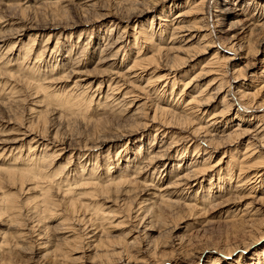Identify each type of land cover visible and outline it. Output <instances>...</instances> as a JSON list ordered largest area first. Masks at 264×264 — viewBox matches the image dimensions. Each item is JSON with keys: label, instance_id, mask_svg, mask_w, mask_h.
Listing matches in <instances>:
<instances>
[{"label": "bare ground", "instance_id": "1", "mask_svg": "<svg viewBox=\"0 0 264 264\" xmlns=\"http://www.w3.org/2000/svg\"><path fill=\"white\" fill-rule=\"evenodd\" d=\"M0 1L5 2L3 11L8 13L0 15V44L10 40L14 45L21 43L26 34L39 38L44 35H38L39 29L49 33L43 46L36 50L33 44L26 43L24 51L20 49L23 45H20L19 50L23 53L17 57L23 66L34 48L26 61L29 73L26 72L31 77L37 72L39 79H50L48 81L52 84L64 77L73 79L70 90H61L71 92L65 104L80 107L104 105L111 108L116 122L125 124H118V130H113L115 126L106 128L101 127L98 120L92 122V138L73 148L56 132L50 135L47 125L51 124L46 118L51 110L37 99L38 94L30 82L20 80L28 93L26 96L32 101L27 106L26 122L14 109L11 110L18 102L10 104L11 109L1 104L11 113L6 124H16L18 128L13 133L0 135V158L6 152L11 157L0 164V193L4 187H15L22 195L32 193L37 197L29 195L33 200L20 204L16 196H0V226L3 227L0 228V264H13L14 259L10 258L17 256L21 245L23 248L35 245L39 250L50 244L52 236L54 238L58 231L64 234L60 236L61 241L56 237L58 244H51L54 249H46L43 259L49 258V264H74L78 258H73V252L78 244L73 240H78L79 236L74 233L75 223L95 227L92 237L98 234L94 232L97 227L98 230L102 228L100 236L97 235V244L94 243V259L118 256L125 258V264L205 263L204 253L209 249L204 247L195 256L193 252L192 256L183 254L187 249H184V239L173 241L168 252L159 249L156 243H153L155 246L148 243L135 254L130 250L132 242L124 239L115 243L109 240L102 242V235L107 230L105 225L123 211L130 212L133 204L132 218L139 224L150 216L155 225H160V215L153 212L157 205L200 213L212 203L223 205L251 200L228 213V222L240 227L238 231L241 230L242 237L248 235L252 243L264 236V209L258 203H264V57L257 59L259 47L264 49V0L172 2L173 5L161 8L158 15H152L149 21L140 25H136L138 19L161 5L163 7L169 0H45L44 4L41 2L42 5L36 7L21 6L20 2L30 4L41 0ZM67 7L74 9L79 17L72 24H67L70 18L65 17L69 11ZM28 10L49 11V19L41 25L32 23L31 18L27 20L24 15ZM95 10L98 14L85 20V15ZM173 11L175 13L171 15ZM153 19L156 29H153ZM107 20L110 22L103 33L98 29L92 32L94 23ZM133 22L134 26L130 28ZM62 23L64 26H61ZM79 28L78 41L73 43L72 30ZM4 29L7 32H3ZM55 33L58 38L50 46L49 40ZM260 35L257 45L252 46L251 37ZM95 40L100 42L94 44ZM29 42L35 40L29 38ZM211 50L213 52L192 76L186 77V72L181 73ZM4 54L0 55V64ZM32 56H42V73L34 70L39 63L32 62ZM8 62L3 65L7 66ZM178 73L180 77H177ZM229 77L232 83H229ZM203 81L205 85L195 91L196 85ZM96 83L98 85L94 88ZM174 89L179 91L174 94L176 98L171 103L167 97L173 95ZM184 93L190 95L182 98ZM95 94L96 101L92 99ZM159 95L163 97L159 98ZM157 97L165 106L153 102ZM216 101L217 105H213ZM234 123L237 124L229 126ZM147 130H153L154 134L144 139L143 133ZM112 142L122 146L111 149L112 154L108 147L106 155H94ZM240 144L244 147L243 153L236 148ZM65 158L74 160L71 162ZM59 159L61 163L66 162L69 173L61 181H57V176L62 173L63 165L60 162L58 165L51 164ZM97 164H100L98 168ZM137 196L148 198L134 202ZM97 201L102 204H96ZM92 202H95L97 210L107 207L103 208L104 211L98 210L97 215L94 212L93 216L91 211L87 212ZM115 204L119 205L120 211L112 210ZM48 218L55 220L54 225L47 224ZM123 223L124 216L121 215V222L117 225ZM148 225L144 230H154L150 223ZM43 238L49 239L43 243ZM184 238L187 239L186 236ZM228 244L223 247L224 250L213 251L214 259L206 264H264V247L247 262L225 260L233 257L232 252L237 249L236 243L233 246ZM176 250L181 252L175 253ZM145 252L148 255L144 260L140 257ZM81 259L82 256L79 257Z\"/></svg>", "mask_w": 264, "mask_h": 264}, {"label": "rangeland", "instance_id": "2", "mask_svg": "<svg viewBox=\"0 0 264 264\" xmlns=\"http://www.w3.org/2000/svg\"><path fill=\"white\" fill-rule=\"evenodd\" d=\"M37 1H39V0H37ZM43 1H45V0H41V1L37 2V3H33L34 2L33 1V2H30V4H25L24 1H21L20 3L22 5L21 4L20 5L21 6H29V7L30 6L31 7H36V6H40V5L44 4ZM185 1L186 0H169L166 5H163V7L161 5L160 8H156L151 13H147L143 18L138 19L139 23H136V25H140V23L142 24V23H145L146 21H149L150 17L152 15L156 16V15L159 14V11L161 10V8L164 9L169 4L173 5V4H171L172 2H176V4H184ZM41 2H42V4H41ZM49 2H51V0H49ZM4 3H5L4 1H0V15L1 14L8 15L7 12L3 11L4 10V7H3ZM1 8H3V9H1ZM68 8H69V11L67 10ZM67 9H65V10L68 11V13H67V15L65 17H70L68 19L69 22L67 23L65 20H63V21H64V23L72 24L73 22H76L77 18H79V17L76 16V13L74 12V9H71L70 7H67ZM12 12H14V11H12ZM95 12H96V10L93 11V12L90 11L89 13L87 12L88 14H86L85 17H84L85 20H89V19L95 17L98 14L97 12L96 13ZM174 13H175V11H173V13L171 15H173ZM15 14H18V13L15 12ZM49 14H50L49 11L48 12L47 11H37V12L35 11L34 12L33 10H28L24 15L26 17H28V19L26 18L27 20H30V18H31L30 21L32 23H35V24L37 23V24L41 25V24H43L46 21V19H49ZM14 17L17 18L18 16L14 15ZM84 18H82V20ZM82 22H86V21H82ZM109 22L110 21L107 20V21H103V22L94 23L93 25L95 26L94 27L95 29L93 28L92 32H94L95 30L98 29V30H101L102 33H103L105 28L109 25ZM154 22H156V21L153 19V29H156L157 26L154 25L155 24ZM64 23H62L63 25L61 24V26H64ZM12 24H14V22H12ZM133 26H134V22L131 23L129 27L133 28ZM80 30H81V28H79L78 30H74V31L72 30L71 34H73V35L71 37L72 38L71 42H72V40H73V43L74 42L76 43L78 41V34L81 33ZM3 32H7V30L4 29ZM39 33H44V35L38 38L34 34H26V35H24L21 43H15V45H14L13 44L14 43L13 40H10V41H5L4 43L0 44V47H1L0 48V55L5 53L4 54L5 58H2L4 60L3 61L1 60V64H0V73H1L0 74V135L13 133L18 128L16 124L15 125L6 124L7 123L6 121L10 120V118H11L10 117L11 113L8 112L6 108L9 107L11 109L13 107L11 110L13 111V109H14V111H16L18 113V115L21 118V120L24 119L23 120L24 122H26L28 120V113H29L28 112V109H29L28 107L30 106V102L32 100H31V98H28V96H26L28 93L25 91L24 86L20 82V80L24 81L25 83H28V84L30 82L31 86L36 90V93L38 94L37 96L39 98H37V99L42 102L43 106H45V107L48 106L47 107L48 110H51V111H49V114L47 115L48 117L46 118L47 119V123L51 124V125H47V127H49L48 131L50 132V135L54 134L56 132L60 139H64L65 138V141L66 142L68 141L67 143L73 148L74 147H78V146L80 147L81 145H83L85 143V141H88V140H90L92 138L91 136H92L93 131H94L93 127H92V122L95 123L98 120L97 123H99V125L101 127H106V128H108V127L109 128L110 127L113 128L115 126L113 130H115V129L118 130L117 129V128H119V127H117L118 124H119L118 126H124L125 124H121L120 121L116 122L117 119L115 117H113L111 112H110L111 108L105 107L104 105L96 106L94 104H90V106L82 105V107H80L81 105H77V106H72L71 105L70 106V104H68V103L65 104L64 102H65L66 98L69 101L68 96H69V92L70 91L69 92H67V91L71 89L72 84H73V82H72L73 79L64 77V78H61L58 83L53 82V84H52V83H50L48 81L50 79H46V78L45 79L44 78L43 79L42 78L39 79V77L37 75V72L34 73L35 74L34 77H31V74H28L29 73V69H27L26 61L31 57V54L34 52V48L36 50V48H38L40 46H43V43H44L43 41L45 40V37L49 34L48 32H44L43 29H39L38 30V35H39ZM69 36H70V34H68L67 38ZM29 38L35 40V42H33V43L31 42L30 43L29 42ZM57 38H58V35L55 33V36H52L51 39L49 40V43H51L50 46H52L54 44V42H55V40ZM260 39H261V35L260 36L251 37L250 40L252 41V46H253V44H254V46L257 45V42ZM98 41L100 42V40H97V41L95 40L94 44H96ZM60 42L63 43V41H60ZM26 43L28 45L33 44L34 48L29 53L30 57L26 58L25 64L23 66V62L20 61V59H18L17 55L20 54V53H23L22 51L20 52L19 48L23 45L20 49L24 51V49H26V47H27ZM28 48H30V47L28 46ZM260 49L261 48L259 47V53L257 54V59H260V58L264 57V49H261V50ZM8 52L9 53L11 52V53L9 54ZM212 52L213 51L211 50L210 52H208L209 54L207 53L206 55H202L196 63H194L191 66L185 67V69H183L181 71V73H185L186 72V75H187L186 77L192 76L193 73L200 68V65L202 63H204V61H206V59L210 56V53H212ZM19 57H21V55ZM32 59H33L32 62L36 61V62L39 63V64L36 65V67L37 66L38 67L37 68L35 67L34 70L39 71L40 73H42L43 68L40 67V66H42V64L40 63L41 59H43L42 56H39V57L38 56L37 57H33L32 56ZM5 62H8L7 66L3 65V63H5ZM20 64H21V66H20ZM1 65H3V67ZM4 67H5L6 71H5ZM9 70H11V71H9ZM26 70H27L28 73L26 72ZM180 75L181 74L178 73L177 77H180ZM16 79H18L19 82ZM105 79H103V80H105ZM99 80H101V78ZM229 81H230L229 83H232V78L231 77H229ZM48 82H49V84H48ZM205 83H206L205 81L199 82L196 85V87L194 88V90L196 91V89H198L199 87L204 86ZM245 83H248V81H246ZM12 85H14V86H12ZM96 85H98V83H96L94 85V88L96 87ZM59 86H60V88H59ZM14 88H15V90H14ZM63 89H67V91L66 92H61V90H63ZM93 90H95V89H93ZM104 90H105V88H104ZM178 91L179 90L174 89L173 95L170 98L168 96L167 100H169V102H171V103L173 101H175L176 96H174V94H177ZM1 92H3V93H1ZM169 92L170 91H168L167 93H169ZM192 92H194V91H192ZM56 94H57V96H56ZM86 95H89V93L86 94ZM86 95H84V96H86ZM166 95H165V98H166ZM188 95H190V93H184L182 98H186ZM161 97H163V96L159 95V98H161ZM165 98H162V99L165 100ZM6 99H8V100H6ZM92 99H94L96 101L97 100V94H95L92 97ZM20 100L21 101L24 100L23 101L24 103L21 102ZM15 101L18 102V103L17 104L14 103ZM153 102H155L157 105L165 106L164 103H160V100L158 99V97L155 98L153 100ZM155 103H153V104H155ZM217 103H218V101L213 103V105H217ZM1 104L6 105V108H4L3 105L1 106ZM7 104H9V106ZM10 104H11V106H12V104L13 105L16 104V105L10 107ZM2 111L8 112L9 114H7L5 112H2ZM113 112H115V111L113 110ZM50 115H52V116H50ZM110 120H112V122ZM87 121H89V122H87ZM107 121H108V124H107ZM88 123H90V125ZM110 124H111V126H110ZM236 124L237 123H234V124H231L229 126H235ZM1 132H2V134H1ZM153 134H154L153 130H147V131H145L143 133V136H144L143 138L146 139L150 135L152 136ZM120 145L122 146V144H120ZM120 145L117 142L116 143L112 142L110 144H107V145L103 146L100 149V151L97 150L96 152H94V155H97V154L98 155L99 154L100 155H106L107 154L106 151L108 150V147L111 150V149H114V147H117V146H120ZM8 147L9 146H6V148H8ZM236 148H238V150H239L238 152L243 153V149H244L243 145L240 144ZM7 153H9V152H6L3 155H1L0 164L6 163V161L11 158V157L8 156ZM15 153L16 152H12V154H15ZM112 153H113V151L111 150V154ZM0 154H1V150H0ZM189 154L191 155V153H189ZM67 158H69V155H68ZM65 160H68V161L71 160V162H73L74 159L72 160V159H66L65 158ZM59 162L61 163L60 159L57 160V161L51 162V164L58 165ZM60 165L61 166L63 165L62 166L63 167L62 168L63 171L61 170L62 173L58 174L59 176H57V181H61V179L63 180V179H65L66 176H69V173L66 171L68 169V167H65L66 166V162H64V163L62 162ZM99 165L100 164H97V168H98ZM65 183H67V182L65 181ZM205 186H206V183H205ZM5 189H7V190H5ZM1 191H2V194L0 193V196L2 195L3 198H7V197L9 198L10 196H11L10 198H13V196L14 197L16 196V197H18L17 200H20L19 201L20 204H23L24 202L28 203L32 199V198H30L31 195L33 196V198L35 196V199L37 197L36 196L37 194L33 195L32 193L29 194L30 196L28 194L22 195V194L17 192V189L15 187L14 188L12 187V188H9V189H8V187H4L3 190H1ZM3 191H4V194H3ZM7 191H9L10 194ZM39 191H42V190L39 189ZM5 192L7 193V195H6ZM25 196H27L28 198L25 197ZM38 196H39V194H38ZM24 198L25 199L27 198L26 199L27 202H26V200ZM139 198H141V199L139 200ZM147 198L148 197H145V196H143V197L142 196L141 197L137 196L134 199V202H141L142 199L146 200ZM250 201L249 200H245V201L240 202V203H236V202H231V203H226V204L223 203V205L222 204L216 205V203H212V204L207 205L208 208L206 207L207 209L205 208L200 213L199 212L198 213H196V212H193V213L191 212L190 213V212H187L186 210H183L182 208H179V207H174L172 209V208L165 207L163 205L159 206V205L156 204L157 206H154L153 212H155V213L160 215V217H161L160 225H155L154 222L150 219V216L149 217L147 216L148 218L146 217V219L141 224H139L138 220L132 218V217H134V210H135L134 209V204H133L131 206L130 212L123 211L122 212L123 214H118L117 215V217L115 218L116 221L114 220L112 222H108V224L105 225L104 228L107 229L105 231L107 234L104 233V235H102L103 237L101 239H102V242L105 241V243L107 242L106 240H109L110 243H115V242L120 241L122 239H124L128 243L132 242L130 250H131V252L133 254H135V252H137L143 246L148 245V243H152V244L156 243L155 245H157L159 247V249L161 248L162 251L168 252V251L171 250L169 247H170V245H172L171 243L173 241L175 242L176 240H178V238L181 239V240L184 239L183 240V242H185V244H184L185 248L184 249H186V247H187V249L184 250L185 253H183V254L187 253L188 255L190 254V256H192V255L195 256L196 253L198 254L199 252H201L200 250H203L204 247H205V249H209L207 252L204 253V255L206 257L205 260H203L205 262L204 264H206L208 261L214 259V255L215 254L213 253V251L224 250V248L227 247V242H228L230 244V246L231 245L233 246V245L237 244V247H235L237 249L233 250V252H234V253L232 252V256L233 257L227 258L225 260L234 259V260L238 261L237 263H242V262H245V261L247 262L249 259H251L253 257V255L255 253H257L258 251H260L264 247V236H262L259 240H256V241L254 240V243H252L251 242L252 240L249 241L250 238H249L248 235H244L243 236L244 238L242 237V233H240L241 230L238 231L240 227L234 226L233 224L229 223L228 220H230L229 214L232 213L233 210H235L237 208H241V207L247 205ZM94 203L95 202H92V204L87 208V212L89 213L91 211L90 214H92V215L94 214V212H95L94 215H97L98 210H103V208L106 209V207H107V206H104L103 208H101V209L99 208L97 210V207H95ZM99 203H100V205L102 204L101 201L100 202L97 201L96 204H99ZM258 203L260 204V206H259V204H257V205L260 208L264 209V203H262V202H258ZM107 205L109 206L110 204H107ZM115 206L116 207L112 206L113 209H112V207H111V209L112 210H116V211H118V210L120 211V208L118 207L119 205L115 204ZM60 208L62 209V207H60ZM60 208H58V209H60ZM95 208H96V210H95ZM169 210H171V211H169ZM121 215L124 216V223L121 224V226H120V225H117V223L121 222ZM125 216H128V218H126ZM127 219H129V220H127ZM46 222L49 225L50 224L54 225L55 220L51 219V218H48L46 220ZM149 223L152 225V228L154 230H150V231L144 230V228H146L147 226H150V225H148ZM86 225H87V223L86 224L82 223V225H81V223L73 224V226L76 229L74 233L76 234V236H77V234L79 235L78 236V240H73V241H76V244H78L76 249L73 252V258H78L77 261L74 264H125V262H123V261H125V258H121V257L118 258V256H117V258L115 256V257H112L110 259L109 258L108 259H105V258H97V259L95 258L94 259V257H93L94 250L93 249H94V246L97 244V241H98L97 237L100 236L99 232H101L102 228L99 227V230H98V227H97L94 232L96 234L98 233L97 234L98 236L95 235V236L92 237L91 232L93 231L92 229H94L95 227L94 228L93 227L92 228L89 227L91 225H87V227H86ZM114 225H116V226H114ZM0 228L2 229L3 227L0 226ZM112 228H114V229H112ZM134 231H136V232L134 233ZM237 231H238V233H237ZM5 232H6V229H5ZM77 232H80V233H77ZM82 232H83V235H82ZM57 233L58 234L56 235V232H55V237L54 238L52 236L51 240H53V241H51L50 244H47L46 246H42V248L39 249V250H37L38 249L37 247H34L35 245H33L32 247L24 246V248L21 245L20 249H18V253L16 254L17 256H11L10 260L14 259V260H12L13 264L17 263L18 261H23V262L26 261L25 264H49V258H47V257L45 258L44 257V259H43V254H44L45 250L48 249V248L51 249V250L54 249L53 246H51V244L52 245L58 244V243H56V241L61 239L63 237V235H64V234L62 235V232H59V231ZM51 234L54 235V233H51ZM184 235L186 236L187 239L184 238L185 237ZM240 235H241V237H240ZM60 236H62V237H60ZM89 236L92 237V238H89ZM196 236H198V237H196ZM56 237L57 238L59 237V238L57 239ZM79 238L80 239L82 238V239L80 240ZM134 238H135V241H136V242L134 241L135 243L133 242ZM46 239H49V238H43L42 239V241L44 240L43 243L45 242ZM187 240H189V242ZM59 241H61V240H59ZM77 241H78V243H77ZM81 241H82V243H81ZM204 242H205V245H204ZM244 242H245L246 245L244 244ZM94 243H95V245H94ZM188 243H190V244H188ZM85 244H86V246H85ZM90 244H92V245H90ZM154 244H153V246H155ZM242 244H244V245H242ZM198 246H199V248H198ZM200 246H201V248H200ZM208 246L210 248H208ZM91 247H92V249H91ZM188 248L190 249V251H189ZM20 250H22V251H20ZM51 250H49V252ZM79 252L81 253V255H80ZM180 252L181 251L176 250L175 253L179 254ZM30 253H32V254H30ZM145 253L146 254H143L140 258H144L145 256L148 255L147 252H145ZM191 253H192V255H191ZM79 255L82 256V259H81L82 261L79 260V257H80ZM29 256L32 257L33 259L30 258ZM99 259L100 260L103 259V261L101 260V262H99L100 261ZM145 259L146 258H144V260Z\"/></svg>", "mask_w": 264, "mask_h": 264}]
</instances>
